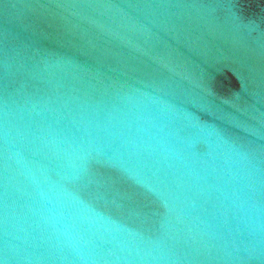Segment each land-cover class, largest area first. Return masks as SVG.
I'll use <instances>...</instances> for the list:
<instances>
[{"label":"water","instance_id":"1","mask_svg":"<svg viewBox=\"0 0 264 264\" xmlns=\"http://www.w3.org/2000/svg\"><path fill=\"white\" fill-rule=\"evenodd\" d=\"M0 264H264V0H0Z\"/></svg>","mask_w":264,"mask_h":264}]
</instances>
